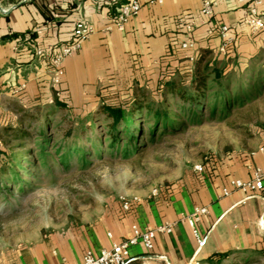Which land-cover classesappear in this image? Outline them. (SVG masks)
<instances>
[{
    "label": "crops",
    "instance_id": "crops-1",
    "mask_svg": "<svg viewBox=\"0 0 264 264\" xmlns=\"http://www.w3.org/2000/svg\"><path fill=\"white\" fill-rule=\"evenodd\" d=\"M125 1L0 0V128L17 119L13 107L18 110L47 98L117 104L123 93L131 100L140 92L154 95L171 78L190 80L191 57L196 59L204 49L233 60L264 55V33H254L246 24L249 0H214L215 13L208 20L201 13L202 0H142L139 14L119 30L113 23ZM181 18L196 21L195 48L182 47L188 35ZM79 19L89 20L96 31L64 60L62 82L54 88L51 47L66 43ZM217 24L231 26L235 36L227 54L218 52L221 37L208 32ZM38 48L42 55H37ZM251 129L250 139L232 147L172 160L146 175H127L121 189L103 191L102 202L82 217L0 251V264H84L88 249L99 253L131 237L133 225L174 227L156 235L151 251L140 243L133 246L131 254L137 259L130 264H207L220 252L264 248V188L222 195L231 179L248 180L255 167L264 169V153L259 151L264 123ZM196 164H202L203 171L196 170ZM122 197L130 201L128 209ZM197 206L209 209L197 223L207 237L204 246H199L187 219Z\"/></svg>",
    "mask_w": 264,
    "mask_h": 264
},
{
    "label": "rangeland",
    "instance_id": "rangeland-1",
    "mask_svg": "<svg viewBox=\"0 0 264 264\" xmlns=\"http://www.w3.org/2000/svg\"><path fill=\"white\" fill-rule=\"evenodd\" d=\"M229 70L233 88L237 79L247 75L262 71L264 76V55L231 59ZM250 97L242 108L233 109L227 116L220 112L204 123H189L182 131L168 135L165 141L149 143L143 151L127 158L122 155L112 157L108 152L88 167L78 164L67 169L58 154L43 158L37 143L27 144L25 149L32 148L31 158L36 161L34 165L28 164L31 175L22 174L25 182L16 183L12 194L0 193V251L14 242L31 240L40 231L46 232L55 226L65 225L77 216L82 217L85 211L101 201L103 191L121 189L124 178L131 173L146 175L163 165L167 166L172 160L204 157L214 149L232 147L243 139H250L253 136L251 127L264 123V90ZM130 101V97L123 93L115 102L124 104ZM42 102L53 105L54 97ZM102 103L101 100L83 102L79 99L66 103L63 109H57L48 130L56 138V145L63 141L69 130H72L69 139L74 138L79 133L80 118H90L92 112H98ZM12 112L19 117L15 107ZM99 118L94 127L96 132H100L107 123L105 114H100ZM4 144L5 139L0 138V147H5ZM17 144L15 141L7 147ZM56 145L52 142L47 147L48 152H55ZM1 158L0 162L4 160L3 155ZM68 160L72 164L81 162L76 156ZM252 256L258 261L250 264H264V254L253 252ZM238 260L243 264V259Z\"/></svg>",
    "mask_w": 264,
    "mask_h": 264
},
{
    "label": "trees",
    "instance_id": "trees-1",
    "mask_svg": "<svg viewBox=\"0 0 264 264\" xmlns=\"http://www.w3.org/2000/svg\"><path fill=\"white\" fill-rule=\"evenodd\" d=\"M230 58H219L211 50L204 49L194 60L193 74L190 80L171 78L164 81L158 93L154 95L140 92L129 103L114 104L102 100L98 112L80 118L79 133L69 136L72 130L56 145V138L48 132L50 120L57 109L66 107V102L58 97L53 105L37 103L29 107H19V117L0 128V138L5 139V147H0V193L12 194L13 186L25 182L22 174L31 175L28 164L36 163L33 150L25 149L27 144L37 143L41 157L58 154L63 165L69 169L81 164L88 167L95 159H102L108 152L112 157H130L140 153L149 143L165 141L171 133L182 131L190 123H204L212 120L218 113L229 115L233 109L242 108L251 94L264 90L262 71L236 80L233 88L232 73L229 70ZM105 114L107 122L100 132L94 127L100 121L99 115ZM88 118V119H87ZM68 136V137H67ZM18 142L11 148L8 144ZM54 143L55 152H48V146ZM81 162L70 163L71 157ZM2 159V158H1ZM7 176V181L4 177ZM235 249L215 254L207 264H243L254 263L253 252L264 254V248L258 250ZM244 253H248L243 256Z\"/></svg>",
    "mask_w": 264,
    "mask_h": 264
},
{
    "label": "built area",
    "instance_id": "built-area-1",
    "mask_svg": "<svg viewBox=\"0 0 264 264\" xmlns=\"http://www.w3.org/2000/svg\"><path fill=\"white\" fill-rule=\"evenodd\" d=\"M216 2L214 0H202L201 13L207 20L212 18L215 13ZM264 0H249L246 10V24L248 28L256 33H264ZM142 8V0H126L118 9L114 26L119 30H124L129 21L139 14ZM180 21L184 24L186 33L188 35L187 41L182 44L184 49L195 48L196 43L192 37V33L196 29V21L193 19L181 18ZM96 31L95 26L87 19H79L72 31V34L66 43L52 46V70H51V84L57 88L63 79L64 60L76 52H78L83 43ZM209 34L217 33L221 39L222 44L218 48L221 54H227L235 45V36L232 33V27L227 24H217L209 29ZM264 47V43H263ZM43 49L38 48L37 55L43 54ZM191 59L194 61L195 57ZM259 151L264 153V146L259 148ZM195 169L203 171L202 164H196ZM264 188V169L262 167H255L252 176L248 180L240 178H233L228 185L224 187L222 195L228 196L236 190H243L246 192H257ZM157 192V189H155ZM124 208L130 207V201L122 197ZM209 209L206 206H197L194 208L188 221L191 224L194 234L198 239L199 246H204L207 237L203 236L198 228L197 223L202 216L208 214ZM174 224L166 223L157 227H147L140 229L137 225H133V235L127 239L119 242H113L110 248H103L99 253L92 249H88L83 258L84 264H130L137 259L131 254V248L137 244H142L147 250L151 251L154 248V239L158 233H166L173 231Z\"/></svg>",
    "mask_w": 264,
    "mask_h": 264
}]
</instances>
